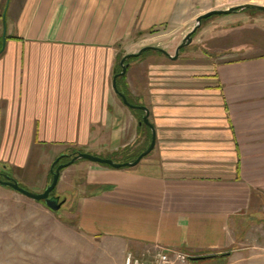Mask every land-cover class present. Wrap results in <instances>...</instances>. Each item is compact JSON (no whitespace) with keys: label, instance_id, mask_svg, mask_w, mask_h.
<instances>
[{"label":"crops","instance_id":"0c3cea01","mask_svg":"<svg viewBox=\"0 0 264 264\" xmlns=\"http://www.w3.org/2000/svg\"><path fill=\"white\" fill-rule=\"evenodd\" d=\"M138 2L0 0V171L16 178L10 170L29 169L34 155L42 165L63 153L122 162L144 151L152 140L144 112L113 87ZM159 56L142 59L145 76L130 61L119 78L150 109L156 146L133 167L86 159L67 167L77 223L120 248L123 264L157 245L194 256L232 243L252 249L245 242L264 193V53L197 69Z\"/></svg>","mask_w":264,"mask_h":264},{"label":"rangeland","instance_id":"374dc122","mask_svg":"<svg viewBox=\"0 0 264 264\" xmlns=\"http://www.w3.org/2000/svg\"><path fill=\"white\" fill-rule=\"evenodd\" d=\"M245 3L264 4V0H139L137 9L129 10L128 19L131 22L126 29L128 34L122 39L121 51L123 54L135 53L145 46L153 45L175 55L177 47L193 28L199 15L213 9H226ZM262 53L264 12L237 11L204 19L193 35V41L183 48L177 59L172 60L178 66L197 69L213 60L231 61ZM152 54L160 55L161 58L166 55L163 52L147 50L130 59L132 63L136 62L135 67H139L141 76H145L144 68L148 67L147 63H142V59ZM121 60L122 58L118 60V68H122L119 65ZM166 61H170L169 56ZM150 143L149 141L148 144ZM125 155L124 158L130 156ZM35 156L29 169L10 171L20 179L21 186L40 193L53 180V174L49 171L46 186L42 185L47 169L51 170L56 158L50 159L49 164L38 165L40 163L34 162ZM64 171V180H68L63 181L53 191L55 196H61L60 200L65 199L64 205L57 211L47 207L44 202L33 200L0 184V264H123L120 248L114 249L116 246L113 243L80 229L77 223L78 202L74 200L71 191L74 170L71 168ZM0 173L3 178L11 176L6 171ZM262 196L256 226L245 242L252 249L239 251L232 243L225 249L203 254L211 256L231 253L224 260H203L196 263L189 261L187 264H264V193ZM153 249L177 250L162 245ZM153 249L151 247L130 254L133 259H141L140 264H145L151 258ZM134 261L132 264H135Z\"/></svg>","mask_w":264,"mask_h":264},{"label":"water","instance_id":"95a60500","mask_svg":"<svg viewBox=\"0 0 264 264\" xmlns=\"http://www.w3.org/2000/svg\"><path fill=\"white\" fill-rule=\"evenodd\" d=\"M9 2L10 0H8L7 5H9ZM245 9H256V10L264 12V4L245 3L242 5L233 6V7L226 8V9H213V10L207 11L206 13L199 15L196 19V23L193 26V28L187 33L182 43L177 47L175 55H171L166 49L162 47L149 45V46H145L141 48L139 52L126 54L122 58L121 63H120L122 66V71L114 75L113 87L116 93L122 98V101L126 106L132 109H138V110L144 111L143 120L141 121V124L145 123L152 130V140H151L150 145L134 161L118 162L112 158L102 157L96 154H92L89 152H83V151H78L72 154L63 153L60 156H58L52 163L51 172L53 174V180L51 181V183L47 185L46 189L43 192H40V193L32 192L24 188L23 186H21L20 182L16 178L11 177V176H6L5 179L0 177V184L3 186L11 187L15 191L21 194H24L33 200L44 202L47 207H49L50 209L54 211H57L61 209L62 205L65 203V199L60 200L59 196H52V193L59 184L62 171L66 169L67 167H69L70 165L74 164L76 161L80 159H86L91 162L106 164L114 168L133 167V166L138 165L144 157L149 155L154 150L156 146V130L150 120V109L145 105L131 103L127 95L124 92L120 91L118 88V78L126 74L128 67H129V63H127L126 61L132 57L142 55L147 50H155V51L163 52L170 58L177 59L180 56L181 49L189 45L193 41V35L200 28L204 19L209 18L212 15L231 14V13L237 12V10L242 11ZM4 21H5V17H4ZM67 156L71 157V159L66 162L59 163L63 158ZM0 175L2 174L0 173ZM207 257L208 255L207 256H204V255L192 256L190 258V261L193 262L194 260L205 259Z\"/></svg>","mask_w":264,"mask_h":264},{"label":"built area","instance_id":"2783aa9c","mask_svg":"<svg viewBox=\"0 0 264 264\" xmlns=\"http://www.w3.org/2000/svg\"><path fill=\"white\" fill-rule=\"evenodd\" d=\"M133 256L129 253L126 257V264H132L133 260L135 264H140L141 259H133ZM190 259V254L182 250H167L156 249L152 253L150 259L145 264H187Z\"/></svg>","mask_w":264,"mask_h":264},{"label":"trees","instance_id":"16d2710c","mask_svg":"<svg viewBox=\"0 0 264 264\" xmlns=\"http://www.w3.org/2000/svg\"><path fill=\"white\" fill-rule=\"evenodd\" d=\"M237 11H240V10H237ZM242 11H249V12H253V13H256V12H263V11H259V10H256V9H245V10H242ZM183 50V48L181 49V51ZM131 59V58H130ZM130 59H128L126 62L127 63H130ZM120 68V67H119ZM118 67H117V70H116V72H115V74L116 73H118V72H120V71H122V68H120L119 69ZM126 75V74H125ZM125 75H123V76H120L119 78H123ZM119 78H118V88H119V90H120V87H119ZM121 91V90H120ZM128 97V99H129V101L131 102V103H134V104H138V103H136L135 101H133L132 99H131V97H129V96H127ZM140 111H142V112H144L143 110H140ZM143 115H144V113H143ZM151 142V141H150ZM149 146V144L147 145V147ZM147 147L145 148V149H147ZM144 149V150H145ZM143 151H141L140 153H138L135 157H134V159H132V161H134L141 153H142ZM71 159V157H69V156H67V157H65V158H63L62 160H61V162H63V161H68V160H70ZM126 161H130V160H124V161H122V162H126ZM106 165V164H105ZM107 166H109V165H107ZM1 177V176H0ZM230 254L231 253H223V254H221V255H217V254H214V255H211V256H208L207 258H205V259H199V260H194L193 262L194 263H196V262H200V261H203V260H214V261H216V260H224V259H226V258H228L229 256H230Z\"/></svg>","mask_w":264,"mask_h":264},{"label":"flooded vegetation","instance_id":"af4514ba","mask_svg":"<svg viewBox=\"0 0 264 264\" xmlns=\"http://www.w3.org/2000/svg\"><path fill=\"white\" fill-rule=\"evenodd\" d=\"M125 75V74H124ZM59 163H62L61 161ZM52 196H55L53 193H52Z\"/></svg>","mask_w":264,"mask_h":264}]
</instances>
